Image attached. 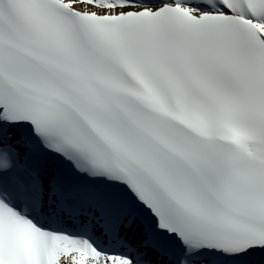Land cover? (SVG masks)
<instances>
[{"label":"snow or ice","instance_id":"obj_1","mask_svg":"<svg viewBox=\"0 0 264 264\" xmlns=\"http://www.w3.org/2000/svg\"><path fill=\"white\" fill-rule=\"evenodd\" d=\"M0 264H264V0H0Z\"/></svg>","mask_w":264,"mask_h":264}]
</instances>
